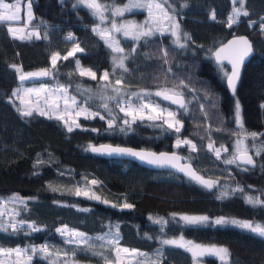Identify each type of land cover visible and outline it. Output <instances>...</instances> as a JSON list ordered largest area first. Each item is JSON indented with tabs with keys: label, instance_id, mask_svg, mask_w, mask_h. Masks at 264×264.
<instances>
[{
	"label": "trees",
	"instance_id": "16d2710c",
	"mask_svg": "<svg viewBox=\"0 0 264 264\" xmlns=\"http://www.w3.org/2000/svg\"><path fill=\"white\" fill-rule=\"evenodd\" d=\"M76 1L29 0L32 17L27 25L38 28L39 39L14 38L6 29L8 22L0 23V197L17 193L26 198L15 207V218L21 223L18 230H0V247L45 242L47 248L75 251L82 257L96 256L103 262L105 257L112 258L111 249L116 245L156 251L159 264H264V237L240 227L212 222L186 224L180 219L182 214H204L264 224V206L246 203V197L264 200V135L245 138L255 160L252 167L225 164L214 152L227 150L240 137L237 134L241 130L233 119L235 99L240 104L244 130L264 134V32L260 29L264 0H245L249 15L238 17L231 27L227 26L231 0H168L181 33H188L191 40H185L186 46L180 48L166 32H154L139 40L120 36L117 40L128 57L124 61L127 72L111 65L110 49L93 32V25L98 24L95 17ZM98 1L115 5L125 0ZM125 14L142 21L146 12ZM109 16L112 18V13ZM235 34L247 36L253 53L241 68L234 93L228 94L221 71L226 67L214 63L210 54ZM76 47L82 51L63 59ZM53 53L61 57L55 68L50 62ZM77 60L81 67L95 72L97 78L81 76L75 65ZM14 65L21 71L50 69L51 75L37 80L54 78L78 104L96 107L94 113L98 115L78 117L79 127L72 126L71 132L56 118L35 112L21 116L17 100L12 97V89L19 83ZM102 71L109 73L107 83L121 80L117 85L126 96L160 87L182 90L190 97L185 108L175 109L160 102L176 113L180 131L169 129L160 119L137 118L132 122L120 111L118 102L111 115L94 107L95 103L84 102L74 88H95ZM181 82L187 86H179ZM143 98L153 100L151 96ZM110 120H115L112 128L108 126ZM125 120L129 124L121 127ZM177 139L191 141L196 150L192 151L189 145L176 147ZM100 142L175 151L216 184L208 189L181 175L87 151L89 144ZM209 143L213 151L209 150ZM92 180L97 183L91 184ZM77 188L89 195H76ZM222 192L226 194L222 196ZM93 194L100 199L90 198ZM124 203L133 207L123 208ZM63 225L85 234H108V239L118 234V243L99 240L89 249L86 245L75 246L58 234L56 229ZM175 236L220 245L230 255L223 262L210 256L194 259L185 248L162 244Z\"/></svg>",
	"mask_w": 264,
	"mask_h": 264
},
{
	"label": "snow or ice",
	"instance_id": "6c2138e0",
	"mask_svg": "<svg viewBox=\"0 0 264 264\" xmlns=\"http://www.w3.org/2000/svg\"><path fill=\"white\" fill-rule=\"evenodd\" d=\"M78 2L82 5H84L86 8L92 10V15L97 17L101 23H103L107 17L104 16V12L109 10V7H106L105 5L98 2V0H78ZM235 3V0H234ZM240 7L233 8L232 14L228 17L227 26L231 27L234 23H237V18L240 16H248L249 13L245 10V0H239ZM186 7V5H185ZM131 8H144L148 11V20L145 21L144 24H136L133 22H124V23H116L115 20H113L111 24V28H104L101 29L99 25L93 28V32L98 34L102 40H104V43L107 45L108 48L112 50L113 53H116L118 55H114L112 57L113 65L114 67L123 69L125 72L128 71V69L125 67L124 61L128 58L126 55H124V49L120 46L119 41L115 38L113 33H120L122 32L125 37H130L133 40H139L142 36H151L154 31H159L161 34H163L165 31L170 32L171 36L174 38V43L180 47L184 48L186 45L181 43V26L177 22L175 15L170 13L169 9L171 8V5L169 4L168 0H145L144 3H140L139 0H129V3L124 5L123 7H111L112 16H123L125 11L130 10ZM0 23L3 22H9L8 31L10 34L13 35L14 38L17 39H25V38H31L32 35H35L37 39L40 38L38 33H28L27 36L25 35H18V33H22L23 29L21 28H14L11 26L10 22H15L20 19V4L17 3H6L5 0H0ZM31 5H29L28 8V16L31 17ZM214 18V17H213ZM261 24L260 29L262 32H264V17L261 18ZM165 22H167V27L165 26ZM254 23V22H253ZM69 39H71V35H69ZM183 39L184 40H191V36L188 33H183ZM252 45L249 42L248 39L245 37H237L231 41H229L227 44L223 45L219 49H217L213 54L215 55L218 62L222 60H227L229 64L232 66L231 73L225 72V76L227 77L228 86L230 89L235 91L236 82L240 76V66L243 63L245 57H247L252 52ZM76 51H82L79 47L74 48L71 52L68 53L67 56H64L63 59H68V56H72ZM135 51V49H133ZM165 55H167V52H165ZM59 53H53L51 56V64L52 67L55 68L57 65V60L60 59ZM167 62V61H165ZM77 69L80 72L81 76H89L92 79L97 78V74L93 72L90 69L82 68L80 65L79 60L76 61ZM16 68L17 73H19V79L21 81L27 80L31 77H39V76H49L51 75L50 69H43L39 72H30V73H22L21 69L18 66H13ZM100 80L102 81H108L109 80V73L105 72L103 76L100 77ZM116 84H121V80H117ZM110 84H104L102 87L108 88L110 87ZM181 87H186L187 85H184L183 82L179 85ZM56 91L66 93L67 89L63 86H59ZM114 92L117 94L120 93L119 88H114ZM42 92H47V89L44 87L41 88H26V89H16L12 92V97H16L20 100V104L22 107H18L17 111L20 112L21 116H32L33 113H37L41 116H46L49 119H52L53 116H55L56 119L61 120L63 119L64 115L69 114V108L71 107L68 104V97H64L65 101V108L62 113H58L56 110L59 108V104L57 102V98L54 97V94L49 95L47 97H40V94ZM24 95L32 96L35 95L38 97V99L34 102L26 101L24 99ZM145 95H149V93H145ZM154 95L158 97H162L165 100L171 101L173 104L179 105L181 108H185V102L183 99V94L180 92H177L175 89H168V88H162L154 93ZM115 97H108V99H114ZM41 99H43L44 105H47V108L43 107L41 105ZM71 104H76L75 97L71 98ZM105 109H108L107 103L103 105ZM264 107V105H262ZM148 109L151 112L156 113V115H148L145 116L144 110ZM122 112H124V115L126 117H131L132 122H135V120L139 117L140 119H160L164 124L167 125L169 129H175L176 132L180 131L179 125L181 124L180 120L176 118V113L172 111H168L167 109H161L158 105L153 104L151 102L148 103H142L139 107H133L132 104H127L126 107H121L120 109ZM84 115V117L87 119L90 116L98 115V113L89 112L87 108H80L78 111H76L75 115L80 116ZM165 116L167 118H165ZM236 124L237 127L241 130L240 133L237 135L241 138L237 140L236 142V154L233 155L231 159H226L223 162L225 164H235L237 161H239L242 164L245 165H253L254 161L251 156L248 155L247 149L243 146L244 139L251 137L252 139H256L260 135L257 132H247L244 130V124L241 119L240 114V104L237 101L236 103ZM101 119H104L103 116H100ZM66 126L68 127V131L71 132L73 129L71 126H68L67 121H64ZM125 124H129L128 120L124 121ZM72 124L79 127V124L76 123L75 120L72 121ZM109 128L113 127V121L108 122ZM123 130V129H122ZM181 145H189L190 149L192 151L196 150V146L191 143L189 140H180L177 139L176 141V147H180ZM209 150L213 151V146L211 143H209ZM102 148L106 149L109 153L116 152L119 154H126L130 156H134L139 158L142 161H146L149 164L159 165L163 166L165 164H168L172 167L177 168L178 171L185 172L186 175H189L191 179L195 180L202 186L208 189H212L216 182L211 180H205L203 177L197 175L194 171L191 170V168L187 165L179 166L178 161L179 157L172 153L171 155L167 153H160L159 155L151 152H136L132 149H125V148H109L108 146H102ZM89 149L93 152H99L101 149L95 148L91 145H89ZM215 155L217 156V159H220V149L214 150ZM246 170V169H245ZM91 184H96L97 181L92 180L90 181ZM55 190V189H53ZM242 191V189H234V191ZM89 195L87 191H84L82 193V190L77 188L76 189V195ZM226 193H221V195H225ZM90 198L94 199H100L99 197H96L94 194L90 196ZM219 198V197H218ZM13 199L19 200V197H14ZM22 202V201H21ZM107 203V201H104ZM246 203H249L251 205L255 206H264V200H261L259 197H246ZM113 207H117V205L113 204ZM123 208H132L133 205L124 203L122 205ZM4 213L0 212V216H3ZM151 219V217H150ZM181 220H183L186 224H199L206 222L208 220V217L206 216H181ZM155 223H160L159 220H155ZM215 223L220 225L224 223H232L234 225H237L240 228L247 229L252 233H255L261 237H264V226L260 224H253L248 221H239V220H231L226 221L223 218H219L215 220ZM11 227L13 231H17V226L15 223H10V225L5 226L3 229L0 230H7V227ZM31 228L32 225H29ZM36 229L33 228V231ZM58 232H61L62 235H69L72 239L65 241L66 243H75L77 245L81 244L82 242L86 243V238L83 233L80 232H69L67 229H57ZM100 240H105L108 244H113L114 241L118 243V234L112 236L111 239H108V234H105V236L98 237ZM162 244L164 245H171L176 247H182L185 248L186 251H189L192 253L193 258L195 259L197 256L203 255L205 252L211 253L213 255H216L219 257L221 261H227L230 253L229 250L225 247H204L198 244H193L191 241H183L181 238L180 240H163ZM92 246H89L91 248ZM32 253L35 254L38 251L40 253H43L45 256H50L51 253H49V250L47 246H42L39 249L32 248ZM121 253L127 254L126 256H121ZM94 255L96 253H93ZM115 254H116V260L114 264H124L125 260H133L137 256L143 257L146 254L143 252H139L137 249H128V248H115ZM163 254L162 252L160 253ZM0 255H7L9 257L15 255L17 259L15 260L14 264H26L27 261H31L32 256L28 255L27 250L25 249H3L0 248ZM65 255H68L65 253ZM72 255H75V251H73ZM0 264H3L2 261H0ZM50 264L52 262L50 261ZM137 264H143L142 261H137ZM149 264H159L158 261H149Z\"/></svg>",
	"mask_w": 264,
	"mask_h": 264
},
{
	"label": "rangeland",
	"instance_id": "374dc122",
	"mask_svg": "<svg viewBox=\"0 0 264 264\" xmlns=\"http://www.w3.org/2000/svg\"><path fill=\"white\" fill-rule=\"evenodd\" d=\"M231 1H232V5H231L230 12H229V16L232 14L233 8L240 7L239 0H235V3H234V0H231ZM5 2L6 3H17L18 2L20 4V12H19L20 19L18 21H15V22H10L11 25H17V24L19 25V24H21V22H22V24L27 25L28 22L30 21L31 17H32V15H31V17L28 16V8H29V5H30L29 0L14 1V2H10L8 0H5ZM139 2L140 3H144L145 0H139ZM76 3L78 5L86 8L84 5L80 4L78 2V0L76 1ZM99 3H101V2H99ZM128 3H129V0H125L122 4H115V5H110L109 3H101V4L105 5L106 7H109V10L104 12V16L107 17V19L103 23H101L100 20L97 17L93 16V17H95V19H96V21L98 23L97 25H99V27L101 29H104V28L110 29L113 20H115V22L118 23V24L119 23H124V22H133V23H136V24H144L145 21L148 20V11L146 9H144V8H131L130 10L126 11L127 13H131V12H134V11L145 10L146 15H143V17H145L146 19L144 18L142 21H138L137 17H135L134 15H127V14H125V12H124L123 16H117V17L110 18L109 14L112 13L111 7H123L124 5H126ZM86 9H88V8H86ZM0 11H2V10H0ZM88 11L92 14V10L88 9ZM169 11L171 13V8L169 9ZM96 26L93 25L92 28H94ZM165 26L166 27L168 26L167 22H165ZM14 28H19V27H14ZM30 32L39 34L37 27H30L29 25H27V27L25 28V30H23L22 33H18V34L27 36V34L30 33ZM154 32H159V31H154ZM165 32L168 33L171 36L170 32H168V31H165ZM113 35L115 36L116 39H118V37H120V36L121 37H125L122 32L113 33ZM32 36L36 37L35 35H32ZM127 38H130V37H127ZM171 40L174 43V38L172 36H171ZM102 41L104 42V40H102ZM185 42L186 41L183 39V32H182L181 33V43L185 44ZM110 51H111L110 52V62H111V65L114 66L113 65V61H112V57L114 55H118V54L113 53L111 49H110ZM123 54L126 55L125 52ZM75 65H76V61H75ZM76 68H77V66H76ZM82 68H85V67H82ZM41 70H43V69L24 70V71H21V72L22 73H30V72H39ZM221 71L223 72V74L225 76V72H227V69L226 68L225 69L221 68ZM78 72H79V70H78ZM104 73L105 72L102 71L101 74L99 75V79L96 81V87L95 88L94 87L93 88L92 87H82V86H76L74 88V90L76 89L83 96L84 102L95 103L94 107L98 106V108H101L108 115H111L113 113V108L115 107V103H117V102L119 103V109H121V107H126L127 104H129V103L132 104L133 107H139L142 103L151 102L153 104L158 105L161 109H167L168 111H171L166 106L161 105L160 102L164 101V99L162 97H158V96L154 95V93L156 91H158V90H160L162 88L172 89L171 87H160V88H157V89H154V90H140L137 94L130 93L129 95L126 96V95H124L125 93H122L123 91H121V90H120L119 94H117L116 92L113 91L114 88H119L117 84H110V83H107L106 81L100 80V77L103 76ZM19 75L20 74L17 73V81L19 83H18V85H16L12 89V92L14 90H16V89L23 90V89H26V88H41V87H44V88L47 89V92H42L40 94V97L43 98V97H47L49 95L54 94V97L57 98V102L59 104V108L56 110L58 113H62L64 108H65L64 97L67 96L69 98L68 99V104L71 106L69 108V114L68 115H64L63 119L60 120L63 123H64V121H67L68 126H71V127L75 126L74 124H72V121L73 120L76 121V119L78 117L84 116L83 114L80 115V116H76L75 115L76 111H78L80 108H87L89 110V112H95V108L96 107L94 109H91V108L87 107L86 105H84V103L78 104L77 102L74 105L71 104V98L74 97V96L69 94L68 92L63 93V92L56 91V89L59 86H62V85L57 80H55L54 78H51V79H48V80H44V81L43 80H39L38 81L37 79L45 77V76H39V77H31V78H29L27 80L21 81L19 79ZM86 77L91 78L89 76H86ZM106 83L110 84L111 86L108 87V88L102 87ZM176 91L183 94V99H184L185 105H187V103L189 102L190 97L188 95H185L182 90H176ZM145 93H149V95H145ZM145 96H151V98L153 100H149L147 98H143ZM108 97H115V98L114 99H108ZM14 98L17 100V108L18 107H22V105L20 104V100L18 98H16V97H14ZM24 99L26 101H31L34 104V102L38 99V97H36L35 95H32V96L24 95ZM114 100H115V102H114ZM105 103H107L108 109H105L103 107V105ZM236 103H237V100L235 99V102H234L235 108L233 110V119L235 120V123H236V117H235ZM41 105L43 107L47 108V105H44V103H43V99H41ZM115 112H117V111H115ZM122 113L124 114V112H122ZM144 114H145V116L156 115V113L151 112L148 109L144 110ZM53 118H55V116H53ZM165 118H167V117L165 116ZM115 120H111V121H115ZM151 121H153V120H151ZM76 123H77V121H76ZM122 123L123 124H120V126L121 125L123 126L125 124L124 121ZM126 125H128V124H126ZM65 126H66V124H65ZM240 138L241 137L235 138L233 143H232V146L230 148H227V150H225V148H223L221 150L220 159L222 161H224L226 159H231L233 157V155L236 154V142ZM180 140H186V139H180ZM243 146L247 149V151L250 148V144H249V142L246 141V139H244ZM6 196H8V197H0V212L4 213L3 216H0V228L3 229L5 226L10 225V223H15L17 228H18L21 223L18 220H16V218H15V214H16L15 207L21 201H24L26 198L21 196V195H19V194H17V193H10V194H8ZM14 196L15 197H19V200L13 199ZM181 216H206V217H208V220L206 222H203V223L212 222L214 224H216L215 220H217L219 218H223L226 221H231V220L244 221V220L237 219V218H234V217H213V218H211V217H209L207 215H204V214H182ZM254 224H260V223H254ZM224 225L238 227L237 225H234L232 223L220 224V226H224ZM260 225L264 226V224H260ZM7 228L8 229H12L10 226L7 227ZM57 229H67L69 232H80V233H83L82 231H80L78 229L69 228V227L64 226V225L63 226H59ZM245 230H247V229H245ZM58 234L61 236V238L63 239L64 242L67 241V240L72 239L69 235H62L61 232H58ZM83 234H84V236L86 238V243L82 242L79 245H77L75 243H69V244H75V246H81V245L85 246L86 245V249H89V247H87V246L95 245L97 243V241L100 240V239H98V237L104 236L102 234H99V235H90V234H85V233H83ZM110 238H111V236H110ZM181 238L185 242L186 241H191V240H187V239H185V238H183L181 236L169 237L166 240H180ZM191 242L193 244H198V245H201V246H204V247L213 246V244H203V243H198V242H194V241H191ZM42 246H47V245L44 242V243L37 244V245H28V246H22V247L3 248V249L7 250V249L20 248V249L27 250L28 255L32 256V259L36 258L37 260L35 262L27 261L26 264H35V263L36 264H41L40 263L41 261H45L47 264H50V261L52 262V264H114V262L116 260V254H115V248L116 247L128 248V249H137V248H133V247L116 246L115 245V247H113L111 249L112 258H108L107 259L105 257L104 261L102 262V259H101V261H99L98 257H96V256H88V255H86L85 257H93L94 258L92 260L91 259H86L85 257H82V255H76L77 253H75V255L73 256L71 252H65L63 249L62 250H56V249L53 250V249L48 248L49 253H51L50 256H45L43 253H40L39 251L37 253H35V254L32 253V251H31L32 248L39 249ZM214 246L222 247L220 245H214ZM137 250L139 252L145 253L146 255L143 256V257L137 256L135 259H133L131 261L126 259L124 264H137V261H142L143 264H149V261H157L155 253H154L156 251L149 252V251L140 250V249H137ZM99 252H101V251H99ZM65 253H67L68 255H65ZM126 255L127 254L121 253V256H126ZM202 256H210V257L215 258L219 262L221 261L218 256L213 255L211 253H207V252H205L203 255L197 256V258H201ZM16 259H17V257L15 255H13L11 257H9L7 255H0V261H2L3 264H14ZM221 262H223V261H221Z\"/></svg>",
	"mask_w": 264,
	"mask_h": 264
},
{
	"label": "water",
	"instance_id": "95a60500",
	"mask_svg": "<svg viewBox=\"0 0 264 264\" xmlns=\"http://www.w3.org/2000/svg\"><path fill=\"white\" fill-rule=\"evenodd\" d=\"M237 37H245L246 39H248L247 36H245L244 34H235V35H231V36H229L227 39H225L222 43H220L219 45H217V46L211 51V54H210V55H211V58H212V60H213V62L216 63V64H222L223 66H225L226 69H227V72H228L229 74L231 73V70H232V66H231V64H229L227 60H222V61L218 62L217 59H216V57H215V55H214L213 53H214L217 49H219L220 47H222L223 45L227 44L229 41H231V40H233V39H235V38H237ZM248 40H249V39H248ZM249 42H250V40H249ZM250 43H251V42H250ZM252 53H253V50H252V52H251L247 57H245L243 63H242L241 66H240V72H241V68H242L243 64L249 59V57L252 55ZM238 80H239V78H238ZM238 80H237V82H238ZM223 82H224V86H225V88H226L228 94H233V93H234L233 90L230 89L229 86H228V82H227V77H226V76H224V78H223ZM237 82H236V85H237ZM235 88H236V87H235ZM164 102H165L166 104H168L169 106L175 108V109H181V107H179V105H177V104H173V103H171V101H169V100H165V99H164ZM89 145H91V146H93V147H95V148L101 149V151H99V152H93V151H91V150L89 149ZM89 145L87 146V151H88L89 153L95 155V156H99V157H103V158H121V159H127V160H130V161L135 162L136 164H138V165H140V166H142V167H144V168L155 169V170H165V171L171 172V173L176 174V175L184 176V177H186V178H188V179H190V180H192V181H195V180L191 179V177H190L189 175H186L185 172L178 171L177 168L172 167V166H170V165H168V164H165V165H163V166L154 165V164H149V163H147L146 161H142V160H140L139 158L134 157V156H130V155H126V154H119V153H116V152L109 153L106 149L102 148V146H108L109 148H125V149H132L133 151H136V152H151V153H155V154H157V155H159L160 153H167V154H169V155H171L172 153H175V154L180 158L179 161L177 162L179 166L187 165V166H189V167L191 168V170L194 171L197 175L203 177L205 180H211L210 178H207V177H204V176L200 175V174L194 169V167L192 166V164H191L188 160H186V158H185L183 155H181V154H179V153H177V152H175V151H167V150H158V151H155V150H151V149H144V148L142 149V148H136V147L126 146V145L111 144V143H106V142H100V143L89 144ZM247 152H248V155L251 156L252 159H253L252 154H251L249 151H247ZM253 161H254V164H255V160H254V159H253ZM236 164H237V165H240V166H244V167H252V166H254V164H253V165H245V164L240 163L239 161H237ZM211 181H212V180H211ZM195 182H196V181H195ZM197 183H198V182H197ZM198 184H199V183H198Z\"/></svg>",
	"mask_w": 264,
	"mask_h": 264
},
{
	"label": "crops",
	"instance_id": "0c3cea01",
	"mask_svg": "<svg viewBox=\"0 0 264 264\" xmlns=\"http://www.w3.org/2000/svg\"><path fill=\"white\" fill-rule=\"evenodd\" d=\"M12 27H19V28H21V29H23V30H25V28L27 27V25H24V24H22V22H21V24H17V25H11ZM8 27H9V23H6V29H7V31H8ZM8 33H9V31H8ZM10 34V33H9ZM11 36H13L12 34H10ZM18 35H20V34H18ZM34 37V36H33ZM53 55V54H52ZM51 55V56H52ZM50 62H51V58H50Z\"/></svg>",
	"mask_w": 264,
	"mask_h": 264
}]
</instances>
